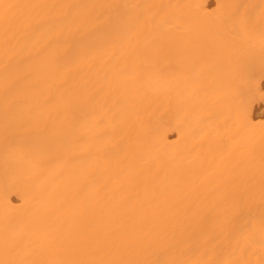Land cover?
<instances>
[{"label": "bare ground", "instance_id": "6f19581e", "mask_svg": "<svg viewBox=\"0 0 264 264\" xmlns=\"http://www.w3.org/2000/svg\"><path fill=\"white\" fill-rule=\"evenodd\" d=\"M0 264H264V0H0Z\"/></svg>", "mask_w": 264, "mask_h": 264}]
</instances>
